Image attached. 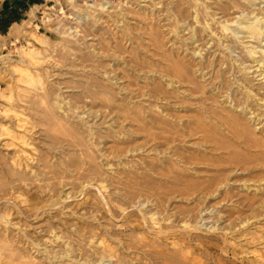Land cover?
Wrapping results in <instances>:
<instances>
[{
  "label": "bare ground",
  "instance_id": "bare-ground-1",
  "mask_svg": "<svg viewBox=\"0 0 264 264\" xmlns=\"http://www.w3.org/2000/svg\"><path fill=\"white\" fill-rule=\"evenodd\" d=\"M106 1L66 0L69 16L55 0L77 25L67 28L58 17L53 36L31 33L17 60L0 56V264H264V236L250 228L264 214L263 196L238 209L235 220L229 213L218 239L198 226L212 201L235 204L234 173L251 170L257 161L250 153H264L250 127L262 123L264 87L249 78L264 80V0ZM39 7L0 35V49L6 38L19 40ZM43 18L52 19L46 12ZM70 57L71 70L91 72L102 71L98 60L116 61L135 82L121 86L103 69L101 78L75 75L69 82L79 92L65 97L44 63L52 58L61 66ZM97 118L111 124L98 127ZM143 154L156 158L147 163ZM113 159L130 160L119 162L130 173L117 182ZM256 178L243 189L258 184L253 191H263V175ZM139 201L154 209L130 210ZM79 213L76 223L65 218ZM119 218L128 235L104 222ZM44 220L55 247L43 249L28 232ZM249 238L262 247L244 246Z\"/></svg>",
  "mask_w": 264,
  "mask_h": 264
},
{
  "label": "rangeland",
  "instance_id": "rangeland-1",
  "mask_svg": "<svg viewBox=\"0 0 264 264\" xmlns=\"http://www.w3.org/2000/svg\"><path fill=\"white\" fill-rule=\"evenodd\" d=\"M4 1H6V0H0V7H2V4H3ZM61 1H62L63 8H64L65 12L69 15L71 13V10H72L71 6L66 3V0H61ZM100 1L107 2L106 0H99V2ZM109 1H110V3L107 5L108 7H112V6L116 5V3H115L116 0H109ZM94 2H96V0H89L90 4H93ZM257 2H259V0ZM56 5H57V3L55 2V0H46L44 2V4H42L41 7H39L36 10V18H35L34 22L30 26H27V27H25L23 29L21 37L19 38V40H17L14 43H12L9 38L5 39L6 47L4 49H0V56L1 55H9V57L12 60H17L19 57H21V49H22V47H27L28 46L27 43H28V40L31 39V33L36 32L38 35H43V36H47V37L53 36L54 30L59 27L58 26V17L62 21H64L65 24H67V28L72 27V26H76L77 25V18L73 17V16L69 17L70 15L69 16H64L62 14L60 8L58 6H56ZM54 6H56V8H53ZM260 7L264 8V3L260 4ZM44 12L50 14V16L52 18L50 23H46V22L43 21ZM27 19H29L28 13L25 16L24 20H27ZM90 21H91L90 18H88L86 20L87 23L90 22ZM85 25L86 24L83 25L82 29L85 28ZM103 27H106V24L103 25ZM9 31H10V29L8 30V32L6 34L7 36H8ZM0 35H3V34L0 33ZM82 35H84V34H82ZM79 37L82 38V36H79ZM1 39L2 38L0 37V40ZM86 40H87L89 45L91 44L92 46H96L98 51H99V49L101 50L102 47L100 48V46H99L100 41L98 39L92 40V37H89ZM105 45H106V43H105ZM255 45H257L256 42H255ZM46 54L49 57L50 53L48 52ZM239 54H240V50L238 52L234 53L233 55L237 58ZM53 55L56 56L55 53ZM55 59H57V58H55ZM47 60H48V62L44 63V66L47 65L50 68L51 75H52L51 78H50V81L54 82V83L57 82V83H59L61 85V89H62L65 97H68L69 95H71L73 91L74 92H76V91L79 92V90H72L71 88L73 87V84H71L69 82V81L72 80L71 78H73L75 75H78V76L81 77L84 74L90 73L93 76H97V77L101 78L103 76V74H102L103 69L104 70H108L109 72L113 71L115 76L118 79L121 80V86L128 85L131 82V80H132V82H135V79H136V78L131 79V76H130V79H129L127 74L123 71V68H122L123 65L122 66H119V65L117 66L118 62H116V61L98 60L99 62H101L102 71L98 72V69H97V71L91 72L89 70L90 67H88L85 70H80V69L79 70H71L68 67V65L72 64L73 57H70V60H68L66 63H63V65H61V66H57L54 63V59H52V58H48ZM75 62L81 64L80 60H76ZM109 65H112V66H109ZM2 67L3 66L0 63V78H2V80H3V78H4V76L6 74L2 73V71H1L3 69ZM253 70H251V72ZM104 78H106L105 79L106 81H104V82L108 83L107 77L104 76ZM249 78L254 80L255 86L264 87V80L260 81L259 80L260 77L256 78V75L253 76V74H250ZM136 83H137V85L139 87H143L144 86V84H143L144 82L143 81L139 80ZM133 88H134V86H133ZM126 92H128V90L123 91L121 93V95L119 94L118 98L122 99L123 95L126 94ZM262 93H263V91H262ZM2 110H3V104L0 101V126H1V123H2V118L4 116L1 113ZM261 110L264 111V108L261 109ZM248 117H251V115H249ZM91 119L92 118H90V120ZM260 120L262 121L261 124L258 125L259 122H257V121L254 124H253V122H251L250 127L255 132L254 138L259 143H264V121H263L264 117H261ZM92 123H96L97 125H99L98 127H103V128H106L108 124H111V123H107V124L103 125L102 124L103 121L100 120L99 118L94 119L92 121ZM112 145H113V143L109 144V146H112ZM257 151H259V152L250 153L251 157L255 161H257L256 162L257 164L253 163L250 166L251 170L245 171V172L238 171L237 173H234V176L232 177V181L230 182V185H232L233 187H230L229 192H230L232 200L234 201L235 204L232 205L230 202H228V203L227 202H225V203L221 202L220 204H218L220 202V200L212 201L210 205H212L213 209L211 207L208 211L204 210L200 214V220H201V218H202V220L200 221L201 223L198 225L199 228H200L199 233H201L203 235H208L210 237L212 236V238H214V239L220 238L221 234L223 233L222 229H225V227H229V224H230V221H229L230 218L228 216L229 213H233L234 214V216L231 218V220H235V218H237V215L235 214V212L238 209L241 208L244 211H247L248 210L247 204L250 203V201H254V200L257 201L261 196L264 197V189L261 192L253 191V189H255V188L257 189L258 188V187H256V185H258V184L253 186L255 188H252L249 191H247L246 189H243V184H244L243 182L244 181H252L253 178H254V180L259 181L258 178H256L258 175H263V178H264V174H263L264 173V163L262 161V159L264 158V153L260 149H258ZM146 155L147 154H145V155L143 154L141 156V158L143 160H145L147 163L151 162L152 159L156 158L155 156H152V155H151V157H147ZM160 158H161V156H160ZM119 160H121V159H113L111 161V163H110L111 165H113V167H112L113 171H110V172L112 174H114V181L115 182H117V179L115 177L121 178V177L126 176L125 175L126 172L130 173L128 168H126V167L123 168V167H121V165H119V162H122V163H124L126 161L130 162V160H127V159H124L123 161L122 160L119 161ZM133 162L140 163V159L136 158V159L133 160ZM106 169H107V167H106ZM263 178H261V179H263ZM249 184L253 185L252 182H250ZM263 184H264V181L262 182L261 185H263ZM117 187L121 188L118 185H117ZM67 191H69V189H67ZM92 193L95 194L96 191H93ZM109 193H111L112 195H114V194L118 195V191L113 189V188L110 189V192H108V194ZM117 195H114V196H117ZM181 205H185V204L176 203L177 207H179ZM139 209L150 210V209H154V206H153V204L151 202H149V203H147L145 205H142L141 201H139V203L137 205H135L133 207V209H132V207H130V210L138 211ZM246 214L248 215L250 213H246ZM79 215H80V213L77 216H73L72 214H70V215H67L65 218L70 223H76L77 218L80 217ZM216 217H218L220 219L219 222H216V220H213ZM50 220L52 221V219H50ZM54 221H55V223L59 222V220L57 218H55ZM114 221L115 222L113 223L110 220H104L105 224L108 225L109 230H111L113 232L120 233L122 236L123 235H128V229L125 228L124 226H121L123 224L124 220L119 218V219H115ZM236 222H238V221H236ZM251 222H253L252 226L250 227L252 229V231L257 229L256 230V236L255 235L254 236L256 238L257 237H260V238L263 237L264 236L263 235L264 234V214L262 213L261 216L258 219L251 220ZM47 226H48V222H45V220H44V221H41L39 224H36L35 226H32V228L28 229V232L31 235V237H33V238L37 237L39 239V241L42 244V248L43 249L46 246H47V248H52V247L56 246V244H52V242H51V239H50L51 235L47 234V231H46ZM102 226L103 225H101V227ZM214 227L220 228V230L215 232L214 230H212V228H214ZM231 236L232 235L230 234L228 237H231ZM207 240H209V238H207ZM211 241H213L212 243H215V240H211ZM229 241H230L229 243H233L234 242L233 240H231V238L229 239ZM246 241H245V239L242 240L244 246L247 245V247H248V243H251V245H249L251 250L262 247L261 245H258L257 243L253 244L252 240L250 241V238L248 240H246ZM75 244H77V242H75ZM82 247H85L84 243H82ZM86 250H88V249H86ZM40 255L41 254H39V257H40ZM55 261H56L55 264H71L68 261L66 263H61L59 260H55ZM204 261H205V258H204ZM80 263L81 264H89L88 262H84L83 260L80 261ZM206 263H208V261ZM97 264H114V260L97 262ZM231 264H240V263L231 262Z\"/></svg>",
  "mask_w": 264,
  "mask_h": 264
},
{
  "label": "trees",
  "instance_id": "trees-1",
  "mask_svg": "<svg viewBox=\"0 0 264 264\" xmlns=\"http://www.w3.org/2000/svg\"><path fill=\"white\" fill-rule=\"evenodd\" d=\"M46 0H13L12 4L0 11V33L6 35L14 23H20L24 14L34 5H42Z\"/></svg>",
  "mask_w": 264,
  "mask_h": 264
},
{
  "label": "crops",
  "instance_id": "crops-1",
  "mask_svg": "<svg viewBox=\"0 0 264 264\" xmlns=\"http://www.w3.org/2000/svg\"><path fill=\"white\" fill-rule=\"evenodd\" d=\"M12 2H13V0H6V1H4L3 2V4H2V7H0V11H2L6 6H9V5H11L12 4ZM35 6V5H34ZM32 8V7H31ZM30 8V9H31ZM29 9V10H30ZM28 10V11H29ZM28 11L24 14V16H26L27 15V13H28ZM25 18V17H24ZM15 24V23H14ZM10 29V28H9Z\"/></svg>",
  "mask_w": 264,
  "mask_h": 264
}]
</instances>
